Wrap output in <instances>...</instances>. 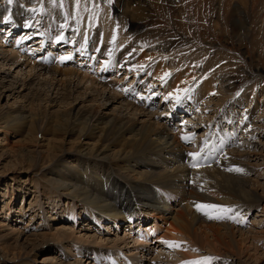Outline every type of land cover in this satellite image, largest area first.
<instances>
[{
    "label": "bare ground",
    "instance_id": "obj_1",
    "mask_svg": "<svg viewBox=\"0 0 264 264\" xmlns=\"http://www.w3.org/2000/svg\"><path fill=\"white\" fill-rule=\"evenodd\" d=\"M21 1L0 4V40L9 43L0 47V103L15 100L0 106V133L22 129L17 160L41 177L34 193L44 200L18 212V221L30 213V230L0 222V263L38 264L42 253L43 264L264 262V88L248 89L254 78L230 98L211 65L196 67L217 49L204 45L202 29L247 38L258 29L253 40L264 42V0H126L141 4L142 19L151 3L176 4L172 15L187 16L196 39L176 52L166 32L142 33V19L131 32L119 29L107 0H58L62 16L45 11L43 0ZM48 44L66 49L50 53ZM28 50L40 56L27 59ZM83 53L93 77L73 65L89 61L76 58ZM113 69L123 84L111 79ZM54 220L64 222L52 227ZM124 224V236L104 235Z\"/></svg>",
    "mask_w": 264,
    "mask_h": 264
},
{
    "label": "rangeland",
    "instance_id": "obj_2",
    "mask_svg": "<svg viewBox=\"0 0 264 264\" xmlns=\"http://www.w3.org/2000/svg\"><path fill=\"white\" fill-rule=\"evenodd\" d=\"M19 1L22 2L21 0H19ZM121 1L122 0H107V7L111 8V16H113V17L116 16V21L119 23L118 24L119 29H121L122 27H127V31L129 32L130 30H133L132 27L129 28V26H130L129 24H131L132 22L134 24L139 23L141 21L143 15H145V13H142V12L140 13L141 4H139V3H137V4L129 3V2H126V0H124L122 2ZM6 2H7V0H1L0 4L2 3L1 5L4 6ZM36 2H42V0H33L32 4L33 3L36 4ZM47 3H49V4H47ZM119 3L123 4L124 7H125V5L129 4V6L126 8V14H125V12L124 13L120 12L119 13L120 17H118V15L114 14V9H115V7H117V5L119 6ZM153 5L154 4L151 3L150 9L147 10L146 17H144V19H142V21L144 20L142 23V29L144 28V30L141 29L140 31L142 33L166 32L167 33L166 35H168L167 36L168 38L165 39V43L167 45H169L172 52L186 50V49H187L186 51H188L190 45H192V43L196 42V39L191 35V33L189 31V25H192L191 24L192 21L190 19H187L188 18L187 16L185 18V15L184 16L183 15L182 16L176 15V17L174 18V16L172 15V12L176 9L175 8L176 4H172L171 2H169L168 4H166V6L161 5L158 8L153 7ZM62 7H64V6H62L58 0H43V2H42V8L45 11H47L50 15L59 12V14L62 16V14L66 11V9H64L65 7L63 8V10H62ZM129 8H130V10H129ZM133 11H134V13H133ZM135 12L137 13V15L135 14ZM244 19L245 18H244V14H243V17L241 18V20L244 22ZM135 20H137V21H135ZM181 22H183V24ZM239 23L240 22H238V26L241 27L242 24L240 25ZM181 25H182L183 31H182V28L179 29V27ZM95 26L97 27V23H96V25H94L93 33L97 31V30H95V28H96ZM225 28L226 27H224L222 30H219L216 32H214V31L209 32L207 30L202 29V31H201L202 37L201 38H202L204 45L206 47H209L208 45L212 43L215 45V47L217 49H212L213 53L206 54L203 57L200 56L199 64L196 67L204 68L207 65H208L207 67H209V65H211L209 68L211 70L214 69L213 72L216 73L215 75L216 76L219 75L226 80V82L223 85H224V87H225V85H228V88H226V89H228V91H229L227 93L229 94L230 98L232 97V95L239 94V92L242 91V88H245L246 86H248L250 84L251 80H254V78H255L254 84H251L250 85L251 87L249 86L250 88H248V87L247 88L251 89L253 87V88H255L254 90H256V92L259 94L260 91L264 88V76H263V78H259V76H257V75H259L258 70H259V73L264 74V42L260 43V42H257V40H253V39H256V37L258 35V33H257L258 29L256 30L257 35H255L254 37L252 35H250L251 37L249 36V38H247L246 37L247 35H245V33H243V30L240 31V29H239L240 32H238V37H236L237 33L234 34L231 32V30H229L227 28L225 29ZM10 34H12V33H10ZM260 34H262V33H260ZM19 35L20 34L17 33L15 36L18 37ZM21 35L22 36L25 35V32H22ZM35 37L36 36H32V39H34ZM5 40L6 39H4L3 41L0 40V47L2 49H4L3 47L5 45H6V47L9 45L8 42L4 43ZM32 44H30L29 46H32ZM29 46H28V48H29ZM197 47H199V46H197ZM200 47H202V45H200ZM58 48H65L66 49V46H61ZM9 49L11 50L12 46H9L8 50ZM63 50L64 49H62V51ZM49 51L50 52L54 51L53 52L54 54H56L58 52L57 47L55 49H53L52 45H50ZM222 51H224V53H222ZM28 52L31 53V51H29V50L27 52L22 53L23 56L24 55L27 56L26 57L27 59L28 58L37 59L41 53L40 50H39V52L35 51L32 53L34 55L30 54L31 55L30 56V55H28L29 54ZM59 55H63V53L59 54ZM59 55H58V57H59ZM87 55L89 56V53ZM76 56H77L76 57L77 59L88 58L89 61L86 62V59H84L85 61L81 62V60L79 59V60H77V62H79V63L73 64V65L76 67L78 66L81 70V73L82 72H84V73L89 72L92 77L95 76L96 75L95 73H92L88 68L86 69V66L93 67L90 64V58L87 57L84 53L82 54V56H79V54L78 55L76 54ZM42 57H43V55H42ZM69 64H71V63H69ZM168 66L171 68L172 63L168 62ZM112 71H117V70L113 69ZM102 72L103 71L101 70V72L97 76L105 78V75L101 74ZM207 72L209 73L208 70H207ZM117 73H118V75L111 78V79H114L115 82L122 81L125 76H122L123 77L122 78L121 77L122 73L119 74L118 71H117ZM125 81L128 82V84H130L133 80L127 79ZM121 83L123 84V81ZM122 84H120V85H122ZM218 86H221V85H217L216 86L217 89L222 88V87H218ZM141 93H143V91H141ZM249 93H247V94L249 95ZM258 97L263 103L264 98L261 96H258ZM72 100H73V98H72ZM14 102H15L14 99L11 100V99H7L5 97L4 100L1 101L0 106L5 107L6 109L12 108L14 105ZM44 102L45 101H43L42 104H41V102H39L41 105H39V103H36V106L38 107V109L36 106L33 107L34 111H37L36 112V114L38 113L37 115H39L40 112H41L40 115H43V113L46 111L44 108H47L48 104L46 106V102L45 103ZM72 103H73V101H72ZM65 105H66V103H65ZM73 105H76V104L73 103ZM41 108H43V109H41ZM235 108L238 111L241 110L240 107L235 106ZM52 110H54V109H52ZM190 111L191 110L188 108V112H190ZM188 112L187 113L181 112V114H179V115L186 116L188 114ZM261 121H264V116L262 119H258V122H261ZM252 122H254L256 124V118H254V120ZM14 130L15 131H10L8 133V135L0 133V201H1L0 202V222L6 221L7 224H10V226L12 228L14 227L15 229H22L23 230L24 228H26V229L30 230L31 227H28V228L26 227L27 223L30 221V213L27 212V216L22 221H18V218L20 216V214L18 212L19 211H27L35 201L42 198V197H40L39 193L38 194L34 193L35 192L34 187L36 184H39L41 182V177L34 176V174H28L26 172V170L28 168L26 163L23 162L22 160H19V161L17 160V158H18L17 156H19L18 153H20V151L23 149L22 144L20 142L23 139L24 134L22 133V129L21 130L20 129L19 130L14 129ZM21 136H23V137H21ZM61 137L63 139V136H61ZM40 139L41 138L39 137V140ZM23 147H27V145L25 144V145H23ZM32 150H34L33 147H31V151ZM21 162H22V164H21ZM39 174H41V173H39ZM4 195H7V197H12L11 199L8 198L6 200L7 202L5 203V204L8 203L9 210H8V208L3 207L4 206V204H3ZM14 196H16L15 200H13ZM11 210H13V212L10 213V215H7V213L10 212ZM256 213L252 214V216L248 217L247 224L252 222L253 218L256 217ZM46 215L48 216V213H46ZM35 217H36L35 222H37L38 221L37 218H39V217H37V216H35ZM35 222H34V226H36L40 223L38 221L37 222L38 224H35ZM54 222H55V224L52 227H54L55 225H59L61 222H64V221L63 220H56V221L54 220ZM32 224H30V226ZM247 224H246V226H247ZM127 226H128L127 224H124V226L120 225L119 226L120 228L118 229V231H116L115 225L112 226V228L109 227L110 231L106 228L109 232H107L104 229V235L109 234V236L111 237L115 234V232H117V233L122 234L124 236V233H125ZM98 229H101L103 231V229L100 226L98 227ZM105 231H106V233H105ZM133 231L136 232V231H138V229L135 228ZM130 242H131V240L127 241V243H130ZM156 247H158V246H156ZM260 253L264 254V245H262L260 247ZM155 255H156L155 253H152V255H150V256L153 258ZM45 256H46V254L42 253V255L39 256V259H38L39 262H37V263L40 264L43 261V259H45ZM263 257H264V255H263ZM41 264H43V262ZM261 264H264V262L262 261Z\"/></svg>",
    "mask_w": 264,
    "mask_h": 264
},
{
    "label": "snow or ice",
    "instance_id": "obj_3",
    "mask_svg": "<svg viewBox=\"0 0 264 264\" xmlns=\"http://www.w3.org/2000/svg\"><path fill=\"white\" fill-rule=\"evenodd\" d=\"M198 207H200V206H198ZM208 207H215V206H208Z\"/></svg>",
    "mask_w": 264,
    "mask_h": 264
}]
</instances>
